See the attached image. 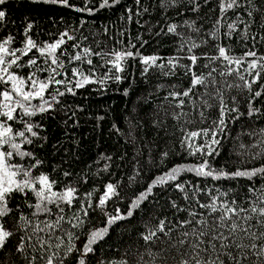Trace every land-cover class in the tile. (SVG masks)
<instances>
[{"label":"snow or ice","instance_id":"6c2138e0","mask_svg":"<svg viewBox=\"0 0 264 264\" xmlns=\"http://www.w3.org/2000/svg\"><path fill=\"white\" fill-rule=\"evenodd\" d=\"M34 2L89 14L97 10L89 6L91 0H83V7H77L70 0ZM135 2L137 17L142 15L140 8L143 13H149L141 0ZM208 2L203 0L204 4ZM119 3L120 0H99L98 7L111 8ZM6 6L7 0H0V7ZM153 7L162 16L170 9L181 15L184 11L198 12L201 3L159 0ZM125 10L129 13L127 20L131 21L132 10ZM214 10L219 15L212 31L206 33L212 41H216L227 13L232 12L234 18L222 33L225 38L231 40L235 33L247 47L248 34L259 22L262 30L259 40L264 42V0H216ZM6 19V11L0 10V23ZM136 23L140 24L139 19ZM145 23L150 37L159 36L166 29V33L179 38L178 53L187 46L186 53L169 56L165 62L157 55L142 54L131 40L119 49L109 48L107 44L101 48L96 40L92 41L95 48L82 46L89 37L81 33L77 38L75 28L71 33L67 29L59 32L52 41L37 43L29 34L33 28L31 21L23 29L20 46H14L15 38L11 34L0 39V264H264V127L250 128L243 133L250 138L249 143L239 142L238 137L228 132L230 123H238L244 117L264 116L261 108L253 104L257 98L264 99V84L258 86L259 90L253 87L264 75V55L254 50L257 34L252 33L251 47L239 57L231 54L229 45L220 42L213 43L214 53L197 54L195 50L207 45L208 40L200 37L197 42L195 37L177 31L178 27H187L199 35L201 28L196 27L195 20L185 19L183 25L165 23L155 33L152 32L155 25L150 21ZM240 25L243 29L237 32ZM135 39L140 48L149 42L139 34ZM93 57L98 59L94 62ZM201 57L208 63L200 64ZM182 60L187 63H181ZM134 61L140 65L142 82H147L150 70L154 69H159L164 77L176 76L182 69L188 82L183 87L179 81L169 83L171 90L166 92L164 101L168 102L171 112L162 109L163 119L156 115L150 120L159 138L154 137L150 143L137 148V155L143 159L133 164L135 175L129 176V182L142 179V190L128 198L123 212L117 207L109 213L107 203L113 197L122 198L117 190L119 182L106 183L94 201L92 192L81 197L77 187L81 180L87 182L86 173L77 174L80 179L64 184L43 170L45 161L39 150L45 147L47 136L43 134L42 121L55 118L60 112L68 119L75 117L76 111L68 116L72 106L67 104L66 97L75 96L77 90L91 85L98 84L103 89L109 82L120 85L127 80L123 95L128 96L138 83L130 72ZM217 74L221 78L234 74L236 79L229 83L218 80ZM162 87L158 84L157 91ZM233 88L249 93L245 98L246 111L241 110L235 95L231 97V104L225 102L223 89ZM213 100H218V104L210 103ZM186 108L195 109L205 126L189 130L180 125V138L170 144L159 133L168 135L167 116L174 121L189 116L191 113ZM132 112H136L135 107ZM125 119L129 125L126 135L136 143L135 128L141 122L135 117ZM191 122L185 120V124ZM112 127L121 134L115 124ZM222 138L234 142L233 152L240 158L236 165L229 163L231 157L218 163L223 150ZM177 154L191 157L194 162L162 167ZM245 157L252 161L259 158V166H245ZM105 159L110 161L112 157ZM108 168L106 163L104 170ZM152 169H157L158 174H151ZM189 174L191 179H185ZM72 175L63 171L64 177ZM257 176L260 188L253 182ZM223 182L229 186L224 188ZM161 199L165 201L164 206L160 204ZM96 209L103 214L104 219L99 222L102 226H89L91 212ZM138 212L142 214L144 229L138 233L143 251L130 246L120 252L119 246L108 243V239L117 229L128 231L118 222L129 220ZM145 212L147 217L143 216ZM153 220L156 222L152 223Z\"/></svg>","mask_w":264,"mask_h":264},{"label":"trees","instance_id":"16d2710c","mask_svg":"<svg viewBox=\"0 0 264 264\" xmlns=\"http://www.w3.org/2000/svg\"><path fill=\"white\" fill-rule=\"evenodd\" d=\"M198 2L201 3V9L198 12L184 11L181 15H177V10L170 9L162 16L160 10L153 7V5L159 3V0H141L142 5L149 8L150 14L143 13V8H140L139 10L142 15L137 17L135 15L137 10L135 0H120L118 5L111 8H99V0H91L89 6L97 9L91 14L88 12H76L73 9L59 5L34 2V0H7V6L0 7V10L6 11L7 16V19L0 23V39L11 34L15 38L14 46H20V41L23 39V29L31 21L33 28L29 34L37 43L52 41L59 32L67 29L71 33L72 29L75 28L78 29L75 33L77 38H79L81 33L89 37L88 40L83 42L82 46L95 48L96 45L92 41L96 40L100 42L101 48L107 44L109 48L119 49L125 47L127 42L131 40L142 54L157 55L166 62L169 56L184 55L187 46H185L183 52L178 53V37L166 33V29L161 35H152L150 37L148 25L145 22L150 21L155 25L152 29V32L155 33L160 31L161 26L165 23L183 25L184 20L187 19L189 21H196V27L201 28L199 35L195 31H190L187 27H178L177 31L184 33L185 36L195 37L197 42H199L200 37L208 40L207 45H202L195 50L197 54L201 51L214 53L213 43L220 42L221 44L229 45L232 49L231 54L239 57L251 47L252 33H256L257 41L254 50L258 55H264V42L259 40V35L262 31L259 27V22L249 32L246 47L245 41L237 34L234 33L231 40L222 35L223 32L227 31L226 24L234 18L233 13L229 12L223 20L220 32L217 33L216 41H212L206 36V33L212 31L214 20L219 15L218 10H214L216 0H209L208 4H204L203 0H198ZM70 3L77 5V7H83V0H70ZM184 4H187V0H184ZM125 9L132 10L131 21L127 20L129 13ZM241 16H244L243 12ZM121 17H124V19H121ZM138 19L140 24L136 23ZM81 21H84L82 25ZM156 21L160 23L156 24ZM141 24L144 25L143 28L140 27ZM105 29L108 30L107 34H105ZM242 29L243 25H240L237 32H240ZM138 34L143 39L149 41L143 48L139 47V41L135 39ZM71 43L69 41L68 45ZM96 50L99 49L97 48ZM69 51H72L70 47ZM97 59L93 57L94 62ZM199 62L200 64L208 63L203 57H201ZM131 63L134 66L130 68V72L138 83L130 89L128 96L123 95V88L127 87L129 83L127 80L121 82L120 85L109 82L108 86L103 89L98 84L91 85L86 89L77 90V95L75 96L66 97L67 104L72 106L68 111V116H71V111H76L75 117L68 119L63 112H60L55 118L47 117L42 121L44 125L43 134L47 136L45 147L39 150L41 158L45 161L43 170L48 172L53 179L61 181L64 184H67L70 180L76 181L80 179L77 174L86 173L88 176L87 182L81 180L77 187L81 197L86 192H92V199L94 201L98 198L106 183L117 184L119 182L117 190L122 198L113 197L107 203L106 210L109 213H113L117 207L123 212L129 202L128 198L132 197L139 190H142V185H144L142 179L139 182H129V176L135 175L133 164L137 159H143L137 155V148L141 147L143 143H150L154 137L159 138L157 130L151 126L150 120L155 118L156 115H159L163 119L165 113L162 109H167L168 112H171L172 109L168 102L164 101L166 92L171 90L168 87L169 83H177L179 81V86L183 87L188 82L187 77L182 75V69L177 72L176 76L170 77H164L160 74L159 69H154L150 70L147 82L145 83L142 82L139 75L140 65L138 61ZM181 63H187V61L182 60ZM202 70L207 72L206 69ZM245 76L248 78L246 73ZM217 79H224L230 83L236 78L234 74L226 75L223 78L217 74ZM158 84L164 85L159 91L156 88ZM260 84H264V75L253 87L259 90L258 86ZM223 91L226 103L231 104V97L235 95L238 98V105L241 110L246 111L247 103L245 98L249 95L246 90L241 91L233 88L223 89ZM210 103L214 105L218 104V100L210 101ZM253 104L264 112V99L257 98L253 101ZM133 107L136 108L135 113L132 112ZM185 110L191 114L187 117L182 116L179 121L172 120L170 115L167 116L165 120L167 124V136L162 131L159 133V136L163 137L170 144L173 141H178L180 138V125L183 124L189 130L205 126L200 123L195 109L186 108ZM208 111L214 112V109H209ZM126 116L138 118L141 122L135 128L136 143H132L126 135L129 129L128 122L125 119ZM185 120H191L192 122L185 124ZM113 124L121 129V134H117L116 130L112 127ZM261 127H264V116L244 117L238 123H230L228 132L230 136L238 137L239 142L249 143L250 138L243 133L250 128L258 130ZM222 144L223 150L220 157H218V163H224L231 157L229 163L236 165L240 158L233 152L234 142L230 139L222 138ZM108 156L112 157L110 161L105 159ZM244 159L247 160L245 166L248 167L253 166V164L259 166L260 164L259 158L256 161H252L247 157ZM190 162H194L191 157L185 158V156L177 154L170 159L167 165L162 167H171L174 164ZM106 163L109 164L107 171L104 170ZM65 170L73 173V175L64 177L63 171ZM151 174H158V170L152 169ZM184 178L191 179V176L189 174ZM253 182L257 188L262 186L259 176ZM242 183L246 184L247 182ZM222 186L227 188L229 184L228 182H223ZM233 186L237 185L233 182ZM176 196L178 197L179 193H176ZM178 202L183 203L182 200H178ZM160 204L164 206L165 201L161 199ZM163 212L164 208L161 207V213ZM91 215L92 220L89 226L92 224L102 226L99 223L104 219L102 212L96 209L91 212ZM141 215L138 212L134 217L129 218V220L118 222L125 229H128V231L117 229L116 232H113L111 238L108 239V243L119 246L120 252H124L130 246L143 251V241L138 240V233L144 230L141 224ZM181 215L184 214L182 213ZM143 216L147 217V213H143ZM168 216L171 218L170 210ZM155 222V220L152 221V223ZM81 239H83V236ZM145 259H148V257L145 256Z\"/></svg>","mask_w":264,"mask_h":264}]
</instances>
